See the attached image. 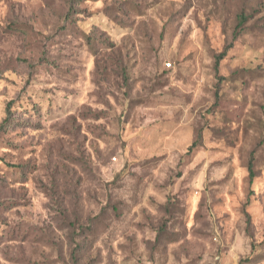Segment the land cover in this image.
Here are the masks:
<instances>
[{
  "label": "rangeland",
  "instance_id": "rangeland-1",
  "mask_svg": "<svg viewBox=\"0 0 264 264\" xmlns=\"http://www.w3.org/2000/svg\"><path fill=\"white\" fill-rule=\"evenodd\" d=\"M232 263L264 264V0H0V264Z\"/></svg>",
  "mask_w": 264,
  "mask_h": 264
},
{
  "label": "trees",
  "instance_id": "trees-1",
  "mask_svg": "<svg viewBox=\"0 0 264 264\" xmlns=\"http://www.w3.org/2000/svg\"><path fill=\"white\" fill-rule=\"evenodd\" d=\"M243 22H244V20H240L238 26H241L243 24ZM224 55H225V52H222V53H220L216 57V60H215V68H217L219 61L224 58ZM5 113H6V117L3 120V124H6V122H9L10 121V119H9L10 118V116H9V109L8 108L6 109ZM191 149H192V147H189V150H191ZM11 166H15V165H11ZM248 170H249V177H250V180H251L252 179V176H253V171H252L251 164H249ZM237 264H239V263H237Z\"/></svg>",
  "mask_w": 264,
  "mask_h": 264
},
{
  "label": "built area",
  "instance_id": "built-area-1",
  "mask_svg": "<svg viewBox=\"0 0 264 264\" xmlns=\"http://www.w3.org/2000/svg\"><path fill=\"white\" fill-rule=\"evenodd\" d=\"M232 264H237V263H232Z\"/></svg>",
  "mask_w": 264,
  "mask_h": 264
}]
</instances>
